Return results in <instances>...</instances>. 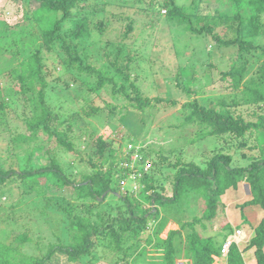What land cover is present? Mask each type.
<instances>
[{"label":"rangeland","instance_id":"1","mask_svg":"<svg viewBox=\"0 0 264 264\" xmlns=\"http://www.w3.org/2000/svg\"><path fill=\"white\" fill-rule=\"evenodd\" d=\"M175 1L178 6L184 8L187 14L193 16L194 22V16L206 17L209 20L216 18L217 32L220 35L227 32L229 38H233L235 32L233 27L238 25L235 14L239 11L252 12V9L249 8V1L251 0H244L245 3L242 8L236 0ZM162 2L163 0L156 2L155 0H89L85 2L86 10L84 13L89 16L91 25L95 29L92 35L81 41L76 48L77 54L84 60L83 64H90L97 68L108 66L109 60H114L119 49L122 59L128 55L136 56L132 62L131 79L136 81L142 96L149 98L152 105L140 110L135 107V103L132 104L124 96L119 94L114 97L112 90L104 89L96 94L91 93L89 88L93 86L96 78L86 73L80 74L77 70L80 62H69L67 55L60 46L59 51L46 54L44 66L46 81L49 84L46 90L47 99L45 103L56 117L49 124L54 127L58 121L65 122L62 126V129H65L66 121L70 116L90 106H97L101 108L100 114L98 113L91 118L83 115L82 120L76 121V129L80 131L85 124H88L90 128L86 130L91 129L96 135L103 136L105 140L111 141L112 139L114 149L116 148L120 152V161L126 160L125 157L130 152L129 145L131 144L136 150H149L155 154L162 153L172 163L176 161L177 157H180L187 163L193 161L205 165L223 144L215 137L192 142L197 137L198 126L183 125L185 123L183 122V114L189 112V108H186L185 105L197 99L201 104L218 110L222 100L229 101L233 97L225 88L228 81L223 82L221 72L232 66H239L245 61H248V65L251 66L249 68L255 72V62L259 50L237 59L235 58L238 56L235 47L215 45L211 37L192 34L187 29L185 30L184 26L179 25L175 19L171 21V17L165 14L167 8L161 6ZM33 3L35 8L40 4L37 1H33ZM84 6L80 3L78 11L83 10L82 7ZM28 11L30 10L26 0H0V101H4L7 105L6 112L0 111V168L5 171L23 164L27 154L31 151L36 152L34 159L38 165H48L49 158L46 152L53 149L55 144L54 141H51L52 137L43 132L39 134L41 135L39 141L31 143L29 146L23 144L17 147L13 145L14 143L11 144V138L17 135L15 132L24 130L23 112H27V110H23L20 94L16 92L18 89L15 86L17 82L11 78L10 71L18 68L24 58L29 56L30 52L37 48L41 42L40 37H38L39 30ZM78 11L75 10L74 14L83 16V13L79 14ZM223 20H226L227 23L232 21L229 25H225ZM55 21L56 17H49L46 28H53ZM100 22H103L105 26L103 33L96 29ZM130 24L132 31L124 40V31ZM22 26L25 29H20ZM262 37L256 39L258 45L264 44V37ZM123 40L127 47L122 52V47L118 48L117 43ZM67 63L72 64L68 65ZM118 63H121V60ZM183 66L187 68V73H190L183 79L192 81L187 85L196 87L198 91L196 98L182 93L170 80L175 77L178 68ZM105 69L112 71L111 68ZM80 76L81 78H79ZM164 79L168 83L164 88H160L159 83L162 84ZM166 91H169L170 94ZM160 99L163 100L158 101ZM172 101H176V103L173 104ZM111 105L116 106L117 109L111 110ZM243 115L249 121L256 119L249 111ZM246 137V139L236 141L235 147L232 148L234 151L237 150L235 153L240 155V159L247 150L240 144L244 141L248 145H253V137L250 139H248V135ZM40 146H42V151H36ZM80 149H83V146ZM256 152L257 150H253L247 154L252 155ZM89 153H93V150L83 153L82 157L85 162L79 160L80 156L76 159L80 161L82 168L89 166L86 162ZM133 153L135 152L133 151ZM153 157L159 161L156 155ZM237 158L239 159V157ZM66 159L63 158V161L67 162ZM135 165L136 163H129V167L135 172L125 179L123 185H120L123 194L125 192L131 194L130 197L139 195L137 183L134 181ZM147 165L149 168L150 161L144 164V167ZM76 177L78 181L82 180L79 174ZM174 177V170L166 168V165L158 176V179L166 186V196L172 195ZM131 179L133 180L131 181ZM44 181L42 178L41 183ZM243 186L241 185L239 191L241 198H238L239 192H232L235 189L222 196V202L226 206L227 219L233 218V223L236 222L235 217L238 219L241 216V212L242 215H247L248 209L239 207L250 198L252 199L251 193L247 194V189L250 192L249 187ZM48 192L44 193L43 189L36 187V185L34 187L25 186L17 177L11 178L7 185L1 189L0 252L7 247L12 253L11 260L21 262L30 258H43L54 249V254L47 261L48 263L46 262L47 264H90L91 262L92 264H112L110 260L124 257V254L114 253L106 259V255L110 254L105 247L108 240L101 235L97 248L91 255L81 256L79 260L74 261L62 252L59 247L75 244L73 236H80L81 232L78 229L76 232L70 229L65 231L67 226L58 219L60 216L57 217L60 227L54 225L57 223L53 222V218L46 214L49 211V204L46 203L47 197L51 196L49 195L51 193ZM114 192L107 191L98 200L87 198L79 201L72 192L69 197L77 205V212L85 214L87 210L94 208L95 212L101 213L107 224L112 222L115 224L119 218L120 206H117L120 205L119 198L121 197L119 195L121 194ZM53 194V197L58 198V193ZM79 202H83V205L78 204ZM144 205L147 208L151 207L148 202ZM204 208L205 197L202 192L189 196L183 195L174 204L164 203L160 208L162 216L157 222L150 221L148 229L141 233L138 240L127 239L122 243L125 249L131 250L134 246L136 250L139 249L140 253L130 258L129 264H138L136 262L139 258L148 260L149 263L147 264H151L153 261L157 263V258H159L161 263L165 264L163 259L167 248L165 242L167 233L178 229L180 223L192 221L196 217L202 218ZM222 214L219 210L216 219L212 221L213 224L211 221L203 219L206 229L203 230L201 223H198L196 230L204 237L212 236L220 244L224 241V234L226 238L231 234L230 231L221 229L222 225L224 226ZM115 226L118 227L117 224ZM237 230L232 235L233 237ZM190 232L191 229L187 228L183 232V236L175 241L176 247L178 246L176 264H192L186 238ZM244 236L242 232L234 239L232 237L227 240H238V244L243 250L249 243V240ZM23 237L26 238V241L21 240ZM150 237L153 241L148 244L146 241ZM227 240L225 239V242ZM254 251L255 248L244 253L247 264H250V255L253 257L252 263L256 264V262L254 263ZM92 255H95L96 258L91 257ZM223 262H226L224 257L215 264H224Z\"/></svg>","mask_w":264,"mask_h":264},{"label":"trees","instance_id":"2","mask_svg":"<svg viewBox=\"0 0 264 264\" xmlns=\"http://www.w3.org/2000/svg\"><path fill=\"white\" fill-rule=\"evenodd\" d=\"M33 1L40 3L37 8H35ZM87 1L89 0H26L31 11L28 13L33 17V22L39 30L38 37H40L41 42L37 48L30 52L29 56L24 58L18 68L10 71L11 78L17 82L15 85L18 88L16 92L20 94L23 110H27V112H23L24 130L15 132L17 135L11 138V144L14 143L13 145L17 147L23 144L29 146L31 143L39 141L41 132L52 137L51 141H54L55 144L53 149L46 152L49 158L48 165H38L34 159L36 152L31 151L19 167L10 168L7 171L0 168V191L13 177L19 178L25 186L34 187L36 185V187L43 189L44 193L49 191L51 196L47 197L50 202H46L49 204V211L47 210L48 213L46 214L53 218V222L57 223L54 225L59 226V219L66 224L67 227L63 228L65 231L70 229L76 232L78 229L81 232L80 236H73L75 244L60 246V250L67 253L72 260L77 261L81 256L91 255L96 250L101 235L108 240L105 247L110 254L106 255V259L114 253L124 254L123 258L110 260L111 262H109L112 264H121L122 262L129 264V259L140 253L138 248L135 249V246L131 250L123 248L122 243L127 239L138 240L141 233L148 229L150 221L157 222L162 216L160 208L164 203L174 204L183 195L189 196L202 192L205 197L203 217H196L192 221L180 223L178 229L167 233L165 240L167 248L163 260L165 264H176L178 246L176 247L175 241L183 236V232L187 228H190L191 232L187 234L186 238L192 264H215L223 256L225 239L232 238L235 230H237L227 219L226 206L222 202V196L231 189L236 190L241 182H247L252 199L239 208L259 206L264 211V44L258 45L256 43L258 37H264V0H251L249 1V8L252 9V12L239 11L235 14L238 25L233 27L235 31L233 38H229L227 32L223 35L217 32L216 18L211 19V21L206 17L194 16L195 23L193 16L187 14L184 8L176 4L175 0H163L161 3V6L167 8L165 14L171 17V21L175 19L179 25L185 27V30L187 29L198 36H209L213 43L220 47H235L237 49L236 55H238L235 58L239 59L245 54L255 53L257 50H259V55L255 62V72L249 68L251 66L248 65V61L221 72L223 82L228 81L225 88L233 97L229 101L222 100L218 110L201 104L197 99L185 105L186 108H189V112L183 114V122H185L183 125L198 126L197 137L192 142L215 137L223 144L219 150L205 165L193 161L187 163L180 157H177L176 161L172 163L162 153L155 154L149 150H138L141 161L135 165L134 181L137 183L139 195L133 197H130L131 194L126 192L123 194L120 186L123 185L126 178L130 177V174L135 172L129 167V163L132 162L129 159L130 152L126 155L125 161H120V152L118 149H114L112 139L111 141L105 140L103 136L96 135L91 129L86 130L90 128L88 124H85L80 131L76 129L78 119L82 120L83 115L89 118L94 117L98 113L100 114L101 108L90 106L76 112L66 121L65 129H62L65 122L58 121L54 127L49 124L56 117L45 103L47 99L46 90L49 84L46 81L44 66L46 54L59 51L60 46L67 55L69 62H80L77 68L80 74L86 73L96 78L93 86L89 88L91 93L96 94L104 89L112 90L114 97L120 94L132 104L135 103V107L140 110L152 105L149 98L142 96L136 81L131 79L132 62L136 56L128 55L122 59L119 49L114 60H109L106 67L97 68L90 64H83L84 60L77 54L76 48L81 41L90 37L95 29L91 25L89 16L84 13L86 10L85 2ZM236 1L241 8L244 6V0ZM80 3L82 6L85 4V6L82 7L83 10L78 11ZM75 10L79 14L83 13V16L74 14ZM51 16L56 17V21L53 28L47 29L46 24ZM223 21L225 25H229L232 20L228 23L226 20ZM20 29L25 28L22 26ZM96 29L103 33L105 31L104 23L100 22ZM131 31L132 26L130 24L124 31V40L127 39ZM124 40L117 43L118 48L122 47V52L127 47ZM120 60L121 63H118ZM67 64L71 65L72 63ZM105 68H111L112 71ZM110 72L111 74H109ZM187 72L188 70L184 66L179 67L175 77L170 80L182 93L196 98L198 94L196 87L187 85L192 81L183 79L184 76L190 74ZM167 83L164 79L162 84L159 83V87L164 88ZM166 92L170 94L169 91ZM172 103L175 104L176 101H172ZM110 107L114 111L117 109L114 105ZM6 108L7 105L1 100L0 111H5ZM246 111L256 117L255 121H249L245 118L243 114ZM247 135L248 139L253 137V145H248L244 141L240 144L241 147L247 149L240 159V155L235 153L237 150L234 151L232 148L235 147L236 141L246 139ZM248 139L247 141H249ZM81 146L83 149H80ZM89 150H93V153H89L90 155L86 160L90 167L82 168L80 161L85 162L82 157L83 153L89 152ZM253 150H257L256 154H247ZM36 151L41 152L42 146L38 147ZM155 155L159 161L154 159L153 156ZM96 157L98 158L95 159ZM63 158H67V162L63 161ZM77 158H80V161H77ZM148 161L151 163V169L149 170V166V171L145 172L142 165ZM165 165L166 168L174 170L175 174L171 196L165 195L166 186L158 179ZM77 174L82 177L81 181L77 180ZM42 178L45 180L43 183H41ZM110 190L121 194L119 195L121 197L119 198L120 205L117 206H120L119 218L115 223L119 228L115 226L114 222L107 224L101 213L95 212L94 208H90L85 214L77 212V205L69 197L72 192L79 201L87 198L98 200ZM53 193H58V196L56 195L58 198L53 197ZM146 202L150 203L151 207H145L144 203ZM78 204L83 205V202ZM219 210L223 213L222 223L224 226L222 225L221 229L231 232L227 238L225 234L223 235L224 241L220 244L212 236L204 237L196 230L198 223H201L203 230H205L206 225L203 223V219L209 222L214 221ZM57 217L59 218L57 219ZM242 218L247 223L244 215ZM47 219L49 218L47 217ZM21 240L26 241V238L23 237ZM152 241L150 237L146 242L151 244ZM253 248H255L254 259L256 264H264V217L254 227V236L243 250H241L237 240L232 243L226 256V264H247L243 254ZM53 250L43 258H30L21 262H13L11 250L6 247L0 252V264H47V261L54 254ZM91 257L96 258L95 255ZM157 259L158 262L153 261V263L162 264L161 259ZM136 263L147 264L149 262L144 258H139ZM153 263L151 262V264Z\"/></svg>","mask_w":264,"mask_h":264},{"label":"crops","instance_id":"3","mask_svg":"<svg viewBox=\"0 0 264 264\" xmlns=\"http://www.w3.org/2000/svg\"><path fill=\"white\" fill-rule=\"evenodd\" d=\"M241 185H244L243 187H248V186H246V185H248L246 182H241L239 184V187L236 190H232L231 189L232 192L233 193H238L240 191ZM231 190L227 191V193L230 192ZM248 193L250 194V192L247 189V194ZM238 198H241V193H240V195L238 194ZM250 200H251V198H250ZM250 200H248V201H250ZM245 209H248L247 215L243 214L246 217V219H247V223H245L244 222V219L242 218V212L240 213L241 216L238 219H236V217L234 218V220H236V222L233 223V221H232L233 218L232 219H228V220H229V222L232 224V226L234 228H236V229H242L243 234L245 235L244 238H246L247 240L250 241L251 238L254 236V227H256L260 223V221L262 220V218L264 217V211L259 206H249V207H246ZM228 213H229V211H228ZM243 257H244V254H243ZM249 261H250V264H253L252 263L253 257L251 255H250V260Z\"/></svg>","mask_w":264,"mask_h":264},{"label":"built area","instance_id":"4","mask_svg":"<svg viewBox=\"0 0 264 264\" xmlns=\"http://www.w3.org/2000/svg\"><path fill=\"white\" fill-rule=\"evenodd\" d=\"M129 151H130V153H131V159H132V162L133 163H138V162H140L141 161V157H140V155H139V152H138V149L136 150V148L134 149V147L130 144L129 145ZM133 151L135 152V153H133ZM147 163V162H146ZM145 163V164H146ZM143 166V169H144V171L145 172H147L148 171V165L147 166H145L144 167V164L142 165ZM242 234V230L241 229H238L237 231H236V234H235V237H237V236H239V235H241ZM233 241L234 240H228L225 244H224V247H223V254H226L227 252H228V249L230 248V246H231V244L233 243Z\"/></svg>","mask_w":264,"mask_h":264},{"label":"clouds","instance_id":"5","mask_svg":"<svg viewBox=\"0 0 264 264\" xmlns=\"http://www.w3.org/2000/svg\"><path fill=\"white\" fill-rule=\"evenodd\" d=\"M234 237H235V236H234ZM234 237H233V239H234ZM235 241H236V239H235L233 242H235ZM237 241H238V240H237ZM225 243H226V242H225ZM231 245H232V244H231ZM228 251H229V249H228ZM227 253H228V252H227ZM227 253H226V254H223V256H222L221 258H223V257L226 258ZM66 254H67V253H66ZM219 260H220V259H218L217 262H218ZM217 262H216V263H217ZM254 262H255V260H254ZM223 263L226 264V262H223Z\"/></svg>","mask_w":264,"mask_h":264}]
</instances>
